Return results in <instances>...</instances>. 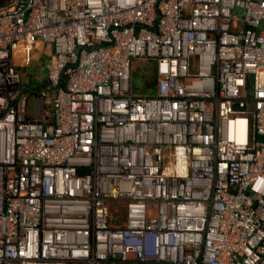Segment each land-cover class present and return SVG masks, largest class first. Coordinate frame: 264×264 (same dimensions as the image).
Segmentation results:
<instances>
[{
    "label": "built area",
    "instance_id": "1",
    "mask_svg": "<svg viewBox=\"0 0 264 264\" xmlns=\"http://www.w3.org/2000/svg\"><path fill=\"white\" fill-rule=\"evenodd\" d=\"M0 264H264V0L0 8Z\"/></svg>",
    "mask_w": 264,
    "mask_h": 264
},
{
    "label": "rangeland",
    "instance_id": "2",
    "mask_svg": "<svg viewBox=\"0 0 264 264\" xmlns=\"http://www.w3.org/2000/svg\"><path fill=\"white\" fill-rule=\"evenodd\" d=\"M13 0H0V8L10 4ZM41 45V46H39ZM45 45V44H44ZM45 48L38 43L30 53H33V60L29 61V55L18 59L21 82L27 84L29 88L37 91L38 89H47L42 85V78L45 76L44 64L47 62ZM132 91L136 94H152L155 90L156 71L154 63L145 59L136 58L132 68ZM27 92L34 93L30 90ZM29 106L32 104V96L28 100Z\"/></svg>",
    "mask_w": 264,
    "mask_h": 264
},
{
    "label": "crops",
    "instance_id": "3",
    "mask_svg": "<svg viewBox=\"0 0 264 264\" xmlns=\"http://www.w3.org/2000/svg\"><path fill=\"white\" fill-rule=\"evenodd\" d=\"M42 44V43H41ZM39 46H41V45H39ZM42 46L45 48L44 50H45V55H46V57H47V59L50 57V54H51V52H52V46H50V45H47V44H42ZM26 55H29V61H32L34 58H33V53L31 54L30 53V51L28 52V51H24V50H20L19 52H18V54H17V58L19 59V58H22L23 56H26ZM18 59H17V66H19V62H18ZM44 79H45V76L42 78V81H41V83H42V85H44L45 83H43V81H44ZM26 85V84H25Z\"/></svg>",
    "mask_w": 264,
    "mask_h": 264
},
{
    "label": "water",
    "instance_id": "4",
    "mask_svg": "<svg viewBox=\"0 0 264 264\" xmlns=\"http://www.w3.org/2000/svg\"><path fill=\"white\" fill-rule=\"evenodd\" d=\"M26 87H29L27 84L25 85Z\"/></svg>",
    "mask_w": 264,
    "mask_h": 264
},
{
    "label": "trees",
    "instance_id": "5",
    "mask_svg": "<svg viewBox=\"0 0 264 264\" xmlns=\"http://www.w3.org/2000/svg\"><path fill=\"white\" fill-rule=\"evenodd\" d=\"M113 215V214H112Z\"/></svg>",
    "mask_w": 264,
    "mask_h": 264
}]
</instances>
